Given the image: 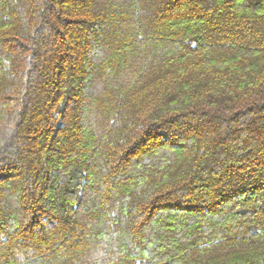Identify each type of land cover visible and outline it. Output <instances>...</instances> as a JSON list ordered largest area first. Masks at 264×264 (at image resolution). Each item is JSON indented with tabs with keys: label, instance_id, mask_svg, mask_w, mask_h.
I'll list each match as a JSON object with an SVG mask.
<instances>
[{
	"label": "trees",
	"instance_id": "trees-1",
	"mask_svg": "<svg viewBox=\"0 0 264 264\" xmlns=\"http://www.w3.org/2000/svg\"><path fill=\"white\" fill-rule=\"evenodd\" d=\"M0 264H264V0H0Z\"/></svg>",
	"mask_w": 264,
	"mask_h": 264
}]
</instances>
